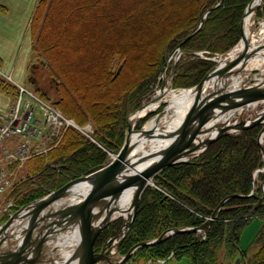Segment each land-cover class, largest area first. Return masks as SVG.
I'll list each match as a JSON object with an SVG mask.
<instances>
[{
  "label": "trees",
  "instance_id": "obj_1",
  "mask_svg": "<svg viewBox=\"0 0 264 264\" xmlns=\"http://www.w3.org/2000/svg\"><path fill=\"white\" fill-rule=\"evenodd\" d=\"M108 1L102 0V14L106 11L110 12L109 7L111 6L106 4ZM124 1L113 0V7L120 8ZM220 1L219 6L212 8ZM192 2L191 13L169 25L164 32L161 47H158L156 52L157 60L154 64L158 65L157 69L155 70V67L146 70L133 78L131 83L120 86L118 94L115 96L117 100L112 104V108L117 109V106H120V117L123 116L126 123L128 122V115L141 106L147 93L154 90L152 88L157 84L167 54L199 28L203 15L208 9L212 8L205 22L199 28L198 34L193 35L184 43V49L197 51L209 49L224 53L230 50L241 38L240 24L244 10L250 0H192ZM64 3H67V8L64 6L62 12L71 18L67 31L68 36L82 32L84 30L82 25L83 14L88 11L91 4L86 7L81 6L78 9L80 2L75 5L74 3L70 4L69 0H64ZM57 6L58 0H39L31 22L34 51L42 57L44 56L50 66L49 68H51L50 82L56 88V96H53L51 100L64 114L74 120L83 122L82 119L86 116V118L92 117L98 126L106 129L114 119L110 118L112 121L107 120L106 117L104 118L102 110L98 109L99 106L94 107L93 102H90L88 98L91 87L82 91L75 82L76 79L73 77L71 68H69V72L67 68L63 67L56 55L59 45L55 48L58 42L57 40L54 42L52 39L55 36V34L53 35V22ZM74 8L81 10L79 17L70 15ZM113 12L118 13L119 10ZM115 18L113 23L116 26H122L128 21L126 16L119 13ZM141 23L135 26L134 33ZM100 28L99 31H91L90 36H82L86 43L83 48L76 50V54L79 52L76 58L82 59L81 62H78L80 64H89L88 73L82 70L83 66L81 67L83 73L90 74L96 81L108 79V82L113 84L114 81L124 76L128 57L125 50L119 45L113 44L110 48L103 45L101 42L103 38L102 27ZM162 46L165 47L163 50H161ZM118 57L120 61L115 64ZM93 59L96 61L92 62ZM97 62L102 63L104 74L103 72L101 74L96 72V68L99 67ZM182 63L183 60L177 66L174 87L196 85L212 68L211 62L197 58L190 59L183 65ZM113 65L116 72L121 69L117 76H115L116 72H112ZM78 76L79 73L76 77ZM148 85L152 88L149 89ZM121 127L122 124L119 128ZM260 130L261 127L255 125L244 129L242 133L237 135H226L212 142L208 149L197 157L160 171L155 177L159 181L156 183L158 187L169 191L176 198L180 195L183 200L180 198L171 200L161 192L160 188H156L157 185L148 187L140 198L138 214L123 241L121 252L126 254L135 244L158 238L166 230L183 228L186 225L199 226L205 220L197 216L198 213L191 209L192 206L196 210H201L204 216H211L224 198L238 194L243 196H233L220 209V215L207 231L208 237L206 239L195 241L196 233H176L158 244L142 247V251H151L152 256L162 258H166L172 251H177L175 253L181 252L180 256L182 257L188 255L186 257L190 258L192 264H223L217 254L221 247L228 245V250L232 254L244 250L238 244L243 228L254 216L264 217V198L260 202V197L264 195L262 187L264 172L258 173L257 177L254 176L255 171L264 166V155L259 142ZM126 131L122 132V138ZM99 132L102 133V129ZM119 137L117 141L120 143L121 134ZM83 139V136L77 130L75 131V128L70 127L65 133L62 143L51 150L47 157L33 159L32 172H37L44 183L47 182L50 185L53 182L55 186L56 171L55 168H50V164L59 165L61 171L68 176H70L69 170L74 171L75 174H81L83 171L89 170L88 168H96V166L102 165L105 159L102 151L90 140ZM73 145V151L69 155H64L67 153L64 150H69ZM82 151H87V154L79 156ZM254 186L257 187L256 195L250 196ZM55 187L59 186L56 185ZM36 191L39 190H34V188L30 190L34 194V198ZM39 192H41L39 195L44 194L42 191ZM226 222L230 224H226ZM260 232V235L258 234L256 237V243H261V245L255 254V262L264 264V226ZM225 236L226 239L224 240ZM105 238L106 236L101 234L97 241L101 244ZM223 240L227 243L221 244ZM186 251L190 254L185 253Z\"/></svg>",
  "mask_w": 264,
  "mask_h": 264
},
{
  "label": "bare ground",
  "instance_id": "obj_2",
  "mask_svg": "<svg viewBox=\"0 0 264 264\" xmlns=\"http://www.w3.org/2000/svg\"><path fill=\"white\" fill-rule=\"evenodd\" d=\"M263 3L264 0H250L244 10V14L249 5L252 4V7L254 6L255 8H252L251 11L247 12L243 24H240V40L229 51L214 56L215 59L212 60L211 63L212 67H216V72L208 79L206 86L200 92L199 98L197 97L198 89L196 87L180 90L175 88L172 89L170 87L158 91L157 95L151 99L150 102L142 103L136 110L139 111H134L136 113L131 116L130 120L132 130L127 132L126 135V138L129 136L128 139H130L131 142L130 144H126L128 146L125 149L126 153L123 154L124 157H122L120 155L121 152H119L113 159V161L116 160V158L120 160L119 169L122 173L120 179H122L125 175L127 177L139 176L145 178L146 173L156 168L155 166L162 158L163 161L172 160L171 156H165L168 153L167 149L171 144V140L178 138V140L182 139V141H184L185 139L180 136L181 131L186 127L188 128L199 122L197 118L200 115L205 121V124L201 127L199 133L194 137V140L189 145V148H195L194 150L197 151H200V149L204 146L203 144L210 139V136L218 132L222 133L231 131L234 129L237 122L239 123L241 120L247 122L255 117L252 115L248 117L245 116L246 111L250 108V106L255 107L260 103H264V98L258 99L256 102L252 103V105L247 108L245 107L236 113H233V110L238 109L239 105L236 103H228V101L224 100V98L237 93L239 90L247 89L252 82L251 77H256V81L259 82L256 86H259L261 89L264 88V18L260 20L259 27L256 26L254 18V14H257V11L260 10L259 8ZM136 4L134 3L130 6V8L126 7L124 9L125 12H121V15L126 16V19L130 20V22H135V25H138V23L141 22L145 24L143 25L141 23V25L135 30V36H138L146 27V24H151V21H149V12L144 11L139 5L140 3ZM220 4L221 1L216 4L215 8ZM163 37L164 33L158 34L154 39L155 48H157L156 46L161 47ZM179 44L177 45V48L174 47L171 49L166 57L173 56V60L178 61L182 56L187 57L186 55L190 56L196 54L197 50H186L183 48L184 43L180 47ZM178 47L180 50H178ZM164 48L165 47L162 46L161 50ZM246 48L248 56L244 59L245 56L239 55L243 53ZM128 50L129 49L126 51ZM129 53L130 50L126 53V55ZM231 60L234 62H232L231 66L227 68V62ZM250 70L252 72L259 70V76L252 75L253 73L248 75ZM223 86H225L224 89H219ZM88 95H90V93ZM96 97L102 100L101 97ZM164 103L167 105L165 104V108L163 107L164 111L161 114H156L151 118L148 117L149 113L158 110L164 105ZM198 103H201V105L198 112H196L194 105ZM93 105L97 108L101 105V103L93 102ZM55 106L57 111H60V108L56 104ZM206 107H211V109L209 111H203L202 108ZM141 121L148 122L143 128L144 130L141 129V131H139L136 127L140 125L139 122ZM240 125H243V123L240 122ZM47 126L48 122L45 120L41 122L39 129H41V127L47 128ZM190 130H192V128ZM145 131H148V133L154 132L155 134H159H156V136L151 140L144 139L141 142H135L136 140H140L142 137L140 134H143ZM133 144L134 146L131 147ZM14 164L19 165L17 162H14ZM57 170L63 174L59 167ZM103 173V171L96 173L93 169L90 171L85 170L81 174H75L74 171L72 172L69 170L70 176L68 178H76L78 181L70 186L59 198L47 202L45 207L41 208L39 212H36L38 203L29 204L26 207L15 211L17 215L15 216V213H13L8 219L11 220L13 217L11 223L7 225L5 224L6 226L4 227L3 225L5 222L0 224V254L6 251L8 252L12 249H18L22 252V259H34L37 264H67L72 254L75 252L79 242L81 213L84 211L86 201L96 186H99L102 183ZM62 174L57 175L55 178V184L58 186L66 181V178L62 176ZM153 180L154 178L150 180L151 183H153ZM120 182L122 181H119L118 178L111 180V187H115ZM139 185V181L138 183L129 184L128 187L126 186L127 189L124 191H115V195L117 196L114 199L106 197L105 201L100 204L101 206L98 205L96 211L98 212L99 218L93 224V226H95V230L102 229V232L98 237H100L103 231L109 227L107 226L105 228L103 226L104 221L106 218H109L110 215H112L110 218L113 220L112 223H115L119 218H121V216L125 215V217L128 218V213L130 211H135L133 203ZM64 187H61L60 189ZM147 188L148 185H146L140 193L141 196ZM2 194H4V192H2ZM2 194L0 195V200L3 203L7 197H4ZM100 201H102V199ZM2 203H0V205ZM139 205L140 201L136 208L137 214ZM208 219L209 218H207L205 222ZM202 225L203 224L199 226H186L187 228L183 227L176 229L185 230L184 232L179 233L192 232L197 235H202L203 240L206 236L204 232L207 233V230L199 229L198 231L202 234L198 231H189V229L199 228ZM29 226L33 227L34 230H32ZM28 229L33 233L31 238H29ZM240 236L242 237V234ZM97 239L95 247L99 251H103L102 243L98 245ZM152 240L155 241L154 239ZM152 240L146 241L153 242ZM197 240L198 238L196 237V241ZM119 243L120 242L118 241L115 244L113 248L114 253L117 252L116 247ZM158 243L160 242H156L154 244ZM154 244H148L146 246H152ZM100 245L101 248H99ZM148 255L152 258V261L156 259L158 261L163 260L162 257L152 256L151 251H148ZM174 255H176L175 252ZM103 261L104 260H102V262ZM111 263L115 264V262ZM73 264H77V260ZM102 264L110 263L104 261Z\"/></svg>",
  "mask_w": 264,
  "mask_h": 264
},
{
  "label": "rangeland",
  "instance_id": "obj_3",
  "mask_svg": "<svg viewBox=\"0 0 264 264\" xmlns=\"http://www.w3.org/2000/svg\"><path fill=\"white\" fill-rule=\"evenodd\" d=\"M77 2L81 3L80 7L79 6L77 7L78 9L81 8V6L86 7L88 4H91V5H90V8L88 9V11L84 12V14H83L82 25H83L84 30L82 32H77L75 34H71V36H68L67 31H68V28L70 25L69 21L71 20V18H70V16L65 15L62 12L64 6H66L67 3H64V0H58V6L56 7V10L54 12V22H53V24H54L53 25V31H54L53 35L55 34V36L52 39L53 41L57 40V42H58V44L56 43L55 48L59 45V48L56 50V55L58 56L59 60L61 61L63 67L67 68L69 70V72H70L69 68H71V70H72L71 72L73 73V77L76 79L75 82H76L77 86L80 89H82V91H84L86 88L91 87L90 95L88 98H89L90 102L101 103V105L98 107V109L102 110V114H103L104 118L106 117L107 120H110V118L114 119V121L111 122L110 125L106 128L108 130L104 129L102 126H98V124H96V122L94 121V119L92 117H90L91 118L90 119L89 117L86 118L87 116L86 117L84 116L85 118L82 119L83 122L77 121L80 125H84V124H88V123H91L93 125L94 131L89 130L91 134L85 133L84 131H81L80 129H76V128H75V131L77 130V132H79L83 136L84 139L90 140L98 149H100L102 151V153L105 157L102 165L96 166L97 168H95V167L91 168V169L88 168L90 171L93 169L96 170L99 167L101 168V167H105V166L109 165L113 161L114 157L117 156V154L122 150V148L125 145V138H126L128 128H129V118L133 115L132 113H134V111L128 115V122L126 123V121L123 120V116L120 117V114H119L120 106H117V109L112 108V104L115 102V100H117V98H115V96L118 94L120 86L125 85L127 83H131L133 78H135L136 76H139V74L145 72L146 70L148 71V70L153 69L155 67H156L155 70L157 69L158 65L154 64V63L156 62V52H157V49L159 46H156L157 48H155V45H154L155 40L154 39L157 37L158 34L164 33L167 30L169 25H172L174 22L180 20L181 18L187 17L193 9V2H192V0H125L123 3H121V7L119 8L117 6L113 7V0H109L106 4H107V6H111V7H109L110 12L106 11L103 14H102V0H73V1L69 0L70 4L74 3L76 5ZM137 2H139L140 4ZM134 3L139 4L144 11L149 12V15H150L149 21H151V24H146V27L142 30V32H140L141 34L138 36H135L136 34L134 33V28L136 26L135 22H130V20H128L122 26H116L113 23L114 20L116 19L115 18L116 15L118 13L121 15V12L123 13V11L126 7L130 8V6L133 5ZM215 6H213L212 8H215ZM66 8H67V6H66ZM77 8H74L70 12V15H73V16L76 15L79 17V11H81V10H78ZM212 8L208 9L207 11H209V10L211 11ZM259 9L260 10L257 11V14H254V18H255V22H256L257 27L260 26V24H259L260 20L264 18V13L260 14L261 12H264V9H261V8H259ZM115 10H117V11L119 10V12L114 13L113 11H115ZM209 12L207 13V15L209 14ZM205 13H204V15H205ZM207 15H206V17H207ZM205 20H206V18L205 19L202 18V21H201L202 25L205 22ZM128 22L130 24H127ZM60 23H61V26H60ZM63 24H65V25L63 26ZM241 24H242V20H241ZM143 25H145V24H143ZM100 27H102L101 34H102L103 38H102L101 42L103 43V45H105L107 48H110L113 44L119 45L120 47H122L125 50L126 53L130 50V53L127 55V57L129 56L130 58L128 57V64L126 67V71H124V74H123L124 76L122 78H119L117 81H114L113 84H110L108 82V79H104L103 81L102 80L96 81L95 79H93L90 76V74H85V73H88V71L90 70V69H88L89 64L88 65L85 63L80 64L78 62H81L82 59L76 58L77 54L79 53L78 52L76 54V50H78L79 48H83L84 47L83 45L86 43V40L82 36H87V35L90 36L91 31H99L101 29ZM199 27L201 28V26H199ZM198 30H199V28H197L193 33H191L192 36L197 35ZM191 37H186L187 41ZM127 49H129V50L126 51ZM36 53H37L36 70H37V74L39 76L36 78H37L39 84L37 85V87L34 86L33 88L42 90L44 93H48V95L41 94V96H43L45 98H47L48 96H51V97L54 96L55 97L56 96V88L50 82V77H49L51 68H49L50 66L47 64V60L45 59V57L44 56L42 57L38 52H36ZM219 54H221V53L218 51L214 52V51H211L209 49H201V56L196 55V58L212 62V60L215 59L214 56H217ZM193 55H190V56L186 55L187 57H184L182 65L187 63L190 59H192L190 57H192ZM95 61L96 60L93 59L92 62H95ZM117 61H120L119 57L117 58L115 64H117ZM167 61H168V59H167ZM97 63L99 65V67L96 68V72L99 74H101L103 72V74H104L105 72H104V68L102 66V63L101 62H97ZM172 63H173V60H171L169 62L168 69H167V62H166V64H164V66H163L162 72H163V70H165L167 73H169ZM90 64H93V63H90ZM82 66H83L82 70L86 71L85 73H83L84 71L81 70ZM120 70L121 69H118L117 72ZM112 72L113 73L116 72L114 70V65L112 68ZM117 72H116L115 76H117V74H118ZM162 72L160 73V76L157 80V84L154 85L153 88L150 87L151 83L149 84L150 86L148 85L149 89L152 88V90L153 89L154 90L150 93H147V96L143 98L142 103L147 102V101L149 102L153 97H155L157 95V91L160 90V88L163 86V84L166 85L169 82V80L164 81L162 79ZM74 73L76 75H78V73H79V76L76 77V75ZM251 73H253L252 75H254L256 73L260 74V71L255 70L252 72L250 70L248 75H250ZM167 77L168 76L165 75V78H167ZM255 81L256 80H253L252 82H255ZM26 85H28L26 87V89H31L32 86L30 83H27ZM189 87H192V86H189ZM189 87H186V85H184V86L178 85L177 87L175 86V88L179 89V90L189 88ZM39 90H36L37 94H39ZM96 96L101 97L102 100L98 99ZM15 101L16 100L14 98L12 103H15ZM165 104L166 103H164V105L162 107H160L158 110H156L152 113H149L148 117L151 118L154 115L161 112L163 110V107L165 108ZM13 105H10L9 107L4 109L3 111L0 110V113L8 114L9 110L13 107ZM251 115L255 116V117H259L260 115H264V103H260V104H258V106H255V107L250 106V108L246 111L245 116L248 117ZM110 121H112V120H110ZM147 122L148 121L139 122L140 125H138L136 127V129L143 128V126H145L147 124ZM121 124H122V127L119 128V126H121ZM1 126L2 125H0V129L2 128ZM257 126H260L261 130H262L263 124H259ZM73 129H74V127H73ZM101 129H102V133L99 132ZM261 130H260V132H261ZM125 131H126V133H125L124 137L122 138V135H123L122 132H125ZM66 132H63V133L60 132V134L57 133L56 134L57 137L56 138L54 137L53 139H51L48 128L41 127L40 131L38 132V135H33V136L32 135H22V136H20L19 134H15L12 136V137L16 136L13 139H11L9 141L5 140L4 142H1L0 150H2L4 147H6V148H8V151L10 153L11 152H18V154H19L20 152H25L26 148H27V152H28V150L30 148V152H29V154L24 155L22 162L17 161V163L19 165L14 164V162H16L14 158H12L14 161L9 160L10 158H7L6 154L2 153L0 156V182L3 181L6 183L5 184V186H6L5 190L3 191L4 194H2V195L4 197L5 196L6 197H9V196L12 197L10 200V202H12V203H13V200L15 199V206L13 208H12L13 204L11 205L10 209L9 208L3 209L5 204L3 206H1V208H0V224L7 221L10 218V216L13 213H15V211L19 210V207L26 205L28 203H31L33 201H36L37 199H40L41 197H44L48 194H51L52 192H55L58 189H60L61 187H64L65 185L72 182L73 179L74 180L76 179V178H73V179L70 178L69 179L68 178L69 176L66 175L65 172H63V174L60 173L57 170L59 165L50 164L51 169L55 168V171H56L55 172L56 173L55 178L59 174H62V176H64L66 178V181L62 185H60L58 188L57 187L55 188L53 185L54 184L53 182H52V184L48 185L47 182L44 183L41 180V178L38 176L39 174L37 172L36 173L32 172L33 167H31V165L34 163L33 159L47 157L49 155L50 151L53 150L50 148L55 149L62 143V141L64 140V136H65ZM242 132H243V130H240L237 132V134L242 133ZM260 132H259V142L261 144ZM120 134H121V139H120V143H119L117 141V139L120 138L119 137ZM234 134L235 133H232V135H234ZM237 134H235V135H237ZM225 136L226 135L221 136L220 139L222 137H225ZM208 147H207V149H208ZM73 148H74V145L71 146V148L69 150H67V149L64 150V152L67 151V153H64V155H69L73 151L72 150ZM19 149H20V151H19ZM5 152L7 153V150H5ZM85 153L87 154V151H82L79 153V156H82ZM60 155H61V153H60ZM195 157H197V156H195ZM19 161H21V160H19ZM10 163H11V165H10ZM263 168H264V166L260 169H263ZM48 171H51V170H48ZM260 172H264V171H259L258 173H260ZM158 173H156L152 177V179L154 178V180L152 181L153 183H151V181H150L148 184V187H152V186L155 187L157 185L156 183H159V181L155 178ZM254 176L257 177L256 175H254ZM19 183H21L20 186H19ZM56 185L57 184H55V186ZM263 186H264V182L262 183V187ZM33 188H34V190L42 191L44 194L39 195L41 192L36 191L37 192V193H35L36 197L34 198V194L32 192H30V190H32ZM156 188H160V187H158V185H157ZM256 188L257 187L254 186V188L251 192H253ZM11 190H14V192H9ZM160 190H161V192L164 193V195L169 197L171 200H176L179 198L182 199V197L180 195H178V198H176L169 191L164 190L162 188H160ZM256 190H255V194H256ZM8 193H10V194H8ZM0 195H1V193H0ZM238 195L243 196L242 194H238ZM263 198H264V195H262L260 197V200ZM262 201H260V202H262ZM0 203H2L1 200H0ZM192 207H194V206H192ZM192 207H191V209L195 213H198L197 216L199 218H203L204 220H206L207 218L212 217V215L211 216L208 215L209 217L204 216V213L201 210H196ZM219 212L216 215V218L213 219L211 225L207 228V231L211 228V226L214 224V221L220 215ZM129 218H130V215H129ZM255 219H261L263 221V224H264V217L254 216L253 218H251L248 221L247 225L243 228L242 233L248 227V225L251 224ZM123 221H124V216L121 217L116 222H123ZM134 221H135V219L133 220V223H134ZM133 223H132V225H133ZM204 223H205V221H204ZM226 224H230V223L226 222ZM263 224L259 228V230L256 232L253 239L250 240L247 238L244 240L245 241V243H244V242H241V236L239 237L238 244L241 245V243H242V247L243 246L246 247L241 252L239 250L238 252H234L232 254L228 250V245L227 246L224 245L223 247H221L217 252L218 258L220 259V261H223L222 262L223 264H257L255 262V254L259 250L261 243H259V244L256 243V237L258 236V234L260 235V233H261L260 231L262 230V228L264 226ZM131 226L129 227L128 231L130 230ZM186 226H185V228H187ZM165 232H163L159 237H161ZM198 232L200 234H202L200 231H198ZM204 233L206 234V236L203 239L208 237V232L207 233L204 232ZM173 234H176V232L175 233L170 232L168 236L164 237V239L170 237ZM118 235H119V233L116 236H118ZM119 236H121V235H119ZM158 238L156 237L154 239H158ZM197 238L202 239V235H197ZM225 239H226V236H225L224 240ZM150 240H152V239H150ZM224 240L221 242V244L227 243ZM142 247H139L137 249V251L133 252L131 257H129L122 264H192L190 258L186 257L188 255L184 254L185 256L182 257V256H180L181 252L178 253L179 255L176 254L177 251H172L166 258H162L163 262L158 261L157 259L152 261V258L148 255V251H144V250L142 251ZM99 248H101V245L99 246ZM184 250H186V249H184ZM174 252H176L175 253L176 255H174ZM185 253H188V251H186ZM188 254H190V253H188ZM227 255H228V257H227ZM125 256L126 255L122 252H118V254L114 253V261H116V260L118 261L121 259L124 260ZM98 264H102V262H99ZM110 264H112V263H110Z\"/></svg>",
  "mask_w": 264,
  "mask_h": 264
},
{
  "label": "water",
  "instance_id": "obj_4",
  "mask_svg": "<svg viewBox=\"0 0 264 264\" xmlns=\"http://www.w3.org/2000/svg\"><path fill=\"white\" fill-rule=\"evenodd\" d=\"M261 5L264 6V3ZM257 6H259V5H257ZM252 8H255V7L254 6L252 7V4H251L246 9L244 17L242 19V24L244 22V18L246 16L247 12L251 11ZM209 11H207L205 13V15L203 16V19L206 18V15ZM191 36H192V34L189 35L188 37H191ZM186 41H187V38L184 39L179 44V47L183 43H185ZM251 53H249V54H251ZM239 56H245L244 59L247 58V56H248L247 48ZM232 62H234V61L231 60V61L227 62V68L229 66H231ZM244 67H245V65H244ZM175 69H176V65L174 64L172 66L171 73H170V83L171 84L173 82V78L175 75L174 74ZM223 71H225V70H223ZM215 72H216V67L214 66L208 71V73L203 77V79L195 86L198 89V93H197L198 98L200 97L201 90L204 89V87L206 86L208 79L211 76H213V73H215ZM117 73H119V71ZM225 75H226V73H225ZM254 75H258V74L256 73ZM253 80H257L256 77H251V81H253ZM257 84H259V82H257V81H255V83L251 82L250 86L247 89L239 90L237 93L224 98V100L228 101V103H231V104L236 103L239 105V108L236 110H233V113H236L245 107L247 108L248 106L252 105V103L256 102L260 98H264V88L261 89L259 86H256ZM225 86H227V85H225ZM225 86H223L219 89H224ZM164 89H165V87L163 84V86L161 87L160 90H164ZM200 105H201V103L194 105L196 112H198ZM210 109H211V107L202 108L203 111L204 110L209 111ZM138 111H136V112H138ZM163 111H164V109L161 112H159L157 115L161 114ZM136 112H134V113H136ZM134 113H132V114H134ZM262 117H264V116L261 115L259 117L250 119L247 122L241 120L240 122H242L243 125H240V122L239 123L237 122V124L234 126V129H232L231 131L222 132V133L218 132V133L210 136V139L205 144H203L204 146L200 149V151L199 150L197 151V150H194L195 148H189V145L194 140V137L199 133L201 127L205 124V121L203 120L201 115L198 116L197 120L199 122L195 123L194 125H191L188 128L186 127L185 129H183L181 131L180 136L185 139L184 141H182V139L178 140V138L171 140V144L169 145V147L167 149L168 153L165 156L166 157L171 156L172 160H169V161L164 160L163 161V158H162L161 161H159L158 164L155 166L156 168H154V169H152L146 173L145 178L139 177V176L127 177L125 175L124 177H122V179H120V176L122 175V173L119 169L120 160H118L117 158H116V160L112 161L109 165L96 169L95 170L96 173H98L100 171L104 172L102 175L103 181L99 186L98 185L96 186V188L94 189V191L92 192V194L90 195L88 200L86 201V207H84V211L81 213L79 242H78V245L75 249V252L72 254V256L69 259V262L67 264H73L76 262V260H77V264H96L97 262L102 261V260L112 261L111 257L107 255L104 248H103V251H101V252L96 251L95 242H96V239L99 236V234L102 232V229L101 230L100 229L95 230L94 229L95 226H93V224L99 218L98 212L96 211L98 205L101 206L100 204H102V202L105 201L106 197H111L110 199H114L117 196V195H115V191H117V192H119L120 190L124 191L125 189H127L129 184L138 183V181L140 183V185L138 186V190H137V193L135 196L134 203H133L134 207H135V211H132V212L130 211L128 213L130 215V218H126L124 215V221H123L120 233H119V235H121V237L123 238L126 235L129 227L131 226V224L133 223V220L136 217V214H137L136 208H137L139 201H140V196H141L140 193L143 191V189L146 187V185L149 184L152 177L156 173L161 171L162 169H164L166 167L173 166L174 164H177L180 162L188 161L190 158L198 156L200 153L204 152L207 149V147L213 141L217 140L221 136L229 135L232 133H237L240 130H244L250 126L259 125V124H263L262 130L260 132V138H261V148H262V152L264 155V118H262ZM130 120H131V117L129 118L128 132H130L132 130ZM144 127L145 126H143V128ZM143 128H141V129L144 130ZM191 128H192V130H190ZM141 129H139V131H141ZM156 134H159V133H156ZM156 134L154 132L148 133V131H145V132H143V134H140L142 136L140 138V140H136L135 142H141L144 139L145 140H151L152 138H154L156 136ZM172 135H173V133H172ZM128 138H129V136H128ZM128 138H126L125 145L122 148V150L120 151L121 152L120 155L122 157H124L123 154L126 153L125 149L128 146L126 144L127 143L130 144V142H131L130 139H128ZM133 146H134V144L131 147H133ZM184 149H185V151H184ZM259 171H264V168L263 169H257V172H259ZM115 178H118L119 181H122V182L117 184L115 187H111L110 181L115 179ZM77 181L78 180L75 179L74 181L70 182L64 188L59 189V190H57L51 194H48L44 197H41L40 199H37L36 201H33L32 203H38L36 212H39L41 210V208H44L45 204L47 202L59 198L62 194H64L67 191V189L70 186H72ZM254 193H255V190L252 192L251 195H253ZM233 196H239V195H230V196L226 197L225 199H223L220 202V204L217 206V208L214 210L211 218H209L201 227L192 228V229H189V231L195 232V231H198L199 229L207 230V228L211 225L213 219L216 218V215L218 214V212L220 211V209L222 208L224 203L229 198H231ZM101 199H102V201H100ZM262 200L263 199H261L260 201H262ZM16 215H17V213H15V216ZM111 217H112V215H110L109 218H106V220L104 221L103 227L106 228L110 223L113 222V220L110 219ZM121 217H123V216H121ZM117 218H119V217H117ZM12 220H13V217L11 218V220H7L4 223L3 227L6 226L7 224L11 223ZM30 228L32 230H34L33 227H30ZM28 231H29L28 235L30 236L29 238H31L33 236V233L29 229H28ZM184 231L185 230H180V229L166 231L161 237H159L158 239H154L155 241L152 240L153 242L143 241L141 243H138L130 249V251L125 256L124 260H122L119 263H115V264H122L139 247L146 246L148 244H154L156 242H161L165 236L169 235L170 232H174V233L178 232L179 233V232H184ZM117 246H119V245H117ZM16 250H18V249H12V250H9L8 252L6 251V252L1 253L0 254V264H37L34 259H22V257H23L22 252H20L19 250L18 251H16Z\"/></svg>",
  "mask_w": 264,
  "mask_h": 264
},
{
  "label": "crops",
  "instance_id": "obj_5",
  "mask_svg": "<svg viewBox=\"0 0 264 264\" xmlns=\"http://www.w3.org/2000/svg\"><path fill=\"white\" fill-rule=\"evenodd\" d=\"M38 2L39 0H0V110L2 111L9 107L15 98L16 93L12 83H20L27 87L26 84H31L34 77H39L36 70L37 53L34 51L31 30L32 17ZM31 86L33 89L34 86L32 84ZM262 224L261 219H255L249 224L242 233L241 242L245 243L244 240L247 238L253 239Z\"/></svg>",
  "mask_w": 264,
  "mask_h": 264
},
{
  "label": "built area",
  "instance_id": "obj_6",
  "mask_svg": "<svg viewBox=\"0 0 264 264\" xmlns=\"http://www.w3.org/2000/svg\"><path fill=\"white\" fill-rule=\"evenodd\" d=\"M45 120L48 122L47 128L51 139L56 138L57 133H63L68 127L74 125L73 121L66 118L61 111H57L52 103L35 96L28 89L21 87L20 95L8 114L0 113V125H2L0 129V144L5 140L13 139L16 137H12L15 134L20 136L38 135L40 124ZM5 150H7V153ZM29 152L30 148L28 152L26 148L25 152H20L19 154L18 152L10 153L8 148L4 147L0 150V156L3 153L6 154L7 158H10L9 160L14 158L16 162H22L24 155L29 154ZM5 184L3 181L0 182L1 194L5 190Z\"/></svg>",
  "mask_w": 264,
  "mask_h": 264
},
{
  "label": "flooded vegetation",
  "instance_id": "obj_7",
  "mask_svg": "<svg viewBox=\"0 0 264 264\" xmlns=\"http://www.w3.org/2000/svg\"><path fill=\"white\" fill-rule=\"evenodd\" d=\"M121 227H122V222H116V223L109 225V227L106 228V230H104L102 233V236L103 235H104V237L106 236V238L102 241V250H103V248H105V250L108 251V256H111L112 253H114L113 248H114L115 244L118 242L115 238H116V235L118 233H120L119 231L121 230ZM123 241L124 240H122L118 244L119 246L116 247V251H117L116 253L117 254H118V252H121V247H122ZM98 245H99V242H98Z\"/></svg>",
  "mask_w": 264,
  "mask_h": 264
}]
</instances>
